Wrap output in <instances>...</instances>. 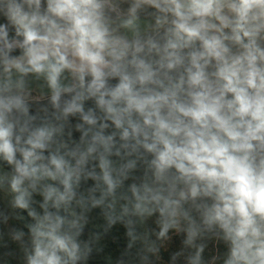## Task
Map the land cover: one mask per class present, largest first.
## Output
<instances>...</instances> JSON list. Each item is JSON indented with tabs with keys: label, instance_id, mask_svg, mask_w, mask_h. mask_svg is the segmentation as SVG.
Here are the masks:
<instances>
[{
	"label": "clouds",
	"instance_id": "9594fccd",
	"mask_svg": "<svg viewBox=\"0 0 264 264\" xmlns=\"http://www.w3.org/2000/svg\"><path fill=\"white\" fill-rule=\"evenodd\" d=\"M0 264H264V0H0Z\"/></svg>",
	"mask_w": 264,
	"mask_h": 264
}]
</instances>
